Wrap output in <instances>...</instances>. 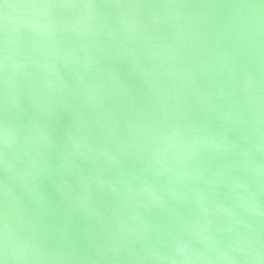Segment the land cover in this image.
<instances>
[{
    "label": "water",
    "instance_id": "1",
    "mask_svg": "<svg viewBox=\"0 0 264 264\" xmlns=\"http://www.w3.org/2000/svg\"><path fill=\"white\" fill-rule=\"evenodd\" d=\"M0 264H264V0H0Z\"/></svg>",
    "mask_w": 264,
    "mask_h": 264
},
{
    "label": "clouds",
    "instance_id": "2",
    "mask_svg": "<svg viewBox=\"0 0 264 264\" xmlns=\"http://www.w3.org/2000/svg\"><path fill=\"white\" fill-rule=\"evenodd\" d=\"M38 8H46V7H44V6H39ZM5 143H6V144L8 143V133H6V135H5ZM5 245H6V249L9 250V249H8V243H7V235L5 236ZM181 251H182V250H181Z\"/></svg>",
    "mask_w": 264,
    "mask_h": 264
},
{
    "label": "snow or ice",
    "instance_id": "3",
    "mask_svg": "<svg viewBox=\"0 0 264 264\" xmlns=\"http://www.w3.org/2000/svg\"><path fill=\"white\" fill-rule=\"evenodd\" d=\"M40 6H44V7H54L53 4H41Z\"/></svg>",
    "mask_w": 264,
    "mask_h": 264
}]
</instances>
